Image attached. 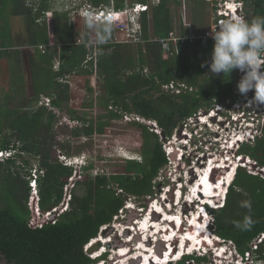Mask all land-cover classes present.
Masks as SVG:
<instances>
[{
    "label": "trees",
    "instance_id": "1",
    "mask_svg": "<svg viewBox=\"0 0 264 264\" xmlns=\"http://www.w3.org/2000/svg\"><path fill=\"white\" fill-rule=\"evenodd\" d=\"M88 1L93 7H101L109 0ZM171 1H153L150 12L140 13L143 43L109 42L105 32L107 24L92 21L94 31L87 33L84 40L92 36L99 42L103 36L104 42L89 47L76 43L78 33L73 23L61 21L60 17L66 18V13L54 11L50 19L36 22L37 16L50 8L47 1H41L33 17L35 28L26 41L38 45H34L35 52L28 57L31 69L28 77L34 86V94L39 95L51 88L56 94L49 97V107L60 108L62 102H70L72 96L76 99L72 91L74 86L91 93L89 81L94 75L100 92L98 103L107 108V113L92 121L74 112L72 120L80 121V125L71 130L72 135L91 137L95 133H106L113 121L127 116L130 118L124 121V126L140 137L141 151L139 159H125V166L130 170L128 173L88 174L76 179L67 208L56 216L53 223L46 222L38 227L31 220L28 205L31 172L36 170L39 208L46 211L60 203L63 187L74 169L56 161L57 152H62L59 148L63 145L54 131L53 111L44 104L4 109L0 95V151H10L8 157L0 158V199L4 203L0 207V256L7 264H94L96 260L84 251V247L102 232V227L111 224L127 198L133 197L135 203L146 207L149 198L155 196V178L169 161L162 149L165 138L198 113L208 112L219 104L228 108L232 105L239 80L237 70L229 76H213L206 66H201L210 60L213 43L200 39L193 44L180 45L177 52L172 50L169 53L157 42L150 41V36L164 37L175 30L176 23L179 25L177 31H187L180 24L178 7H175L177 22L173 23L168 5ZM194 1L201 3L202 7V2L206 3L204 0ZM244 1L248 8L247 19L264 16V0ZM109 2L115 10H122L137 3L148 5L150 1ZM9 40L8 44L0 43V55L6 54L8 59L11 55L6 48L14 43ZM170 82L175 85L184 83L186 87L179 85V92L162 87ZM81 100L80 103L84 101ZM92 101L90 99V105ZM147 121L154 123L159 132L154 131ZM160 133L162 141H159ZM237 154L264 167V125L251 139L239 144ZM20 168L25 170L24 176ZM245 202L250 207H244ZM209 213L212 218L209 228L214 234L224 242L230 241L239 254L251 253L252 264L264 260V236L260 238L264 235L262 176L238 166L223 206L209 209ZM245 216L251 218L252 224L248 230H241L235 225ZM258 238L260 240L256 242ZM97 247L98 243L90 250ZM187 258L178 264H187ZM191 258L196 262L206 261L205 256Z\"/></svg>",
    "mask_w": 264,
    "mask_h": 264
},
{
    "label": "rangeland",
    "instance_id": "2",
    "mask_svg": "<svg viewBox=\"0 0 264 264\" xmlns=\"http://www.w3.org/2000/svg\"><path fill=\"white\" fill-rule=\"evenodd\" d=\"M174 1L175 0H172L168 4L171 12L170 15L173 17V23L177 20L175 7H178L181 20L180 24H182L183 27H186L187 31L191 30L193 32H201L209 26L211 16L210 4H207V2L203 3L199 0L202 2V5L204 4L202 7L201 3H195L194 0H177V3ZM105 5L113 7L112 3L109 1ZM148 5V12H150L152 5L150 2H148ZM39 7L38 3H36L34 7H24V18L20 15L15 16L10 14L12 12H18L19 8H14V10L11 9V11H9L10 13L7 15H4L2 12L6 11V9L1 10L0 43L4 42V44H8L10 41L9 39H12V42H14L13 45H9L6 48L11 57L9 59H0V95L2 96L1 106L4 109L13 110L31 106L33 107L36 105L38 106L42 102L45 103V97L49 98L56 94L55 91L48 88L45 92L35 95L33 91L34 86L28 77V72L31 71L28 66L30 65L28 57L31 53L35 52L36 47L32 44L30 45L29 42L23 43L22 41L27 40L33 33L32 30L35 27L33 25L32 15H34L35 11L38 10ZM87 7H89V3H83V1H71L70 3L63 1L62 3L50 6L49 10L44 14L40 13L39 16H37L36 22L38 20L39 23H42L44 20L46 21L47 19H50V17L53 16L54 11H58L60 14L66 13V18L60 17L61 21L63 22L66 20L68 23L74 24L76 32L78 33L76 42L78 44L83 43L86 47H89L90 45L96 46L99 42L98 40L92 39V36L89 37L90 39L84 40L86 39L85 35L87 33H93L94 31L92 26H88L86 24V17L84 15L87 16L90 14L88 11L84 12V9H88ZM81 15L84 17L83 19ZM148 15H150V13ZM178 26V23H176L174 29L177 30ZM118 29V26L107 24L105 30L106 36L109 39L107 41L133 45V43L130 42L131 35L129 36L127 33L125 35V33L119 32ZM8 31L10 32L8 33ZM50 47L54 48V45ZM55 56H58V54L56 53ZM56 63L57 59L56 62L54 60V64ZM95 83L96 77L92 75L89 81V85L92 87V92L87 93L86 90L84 91V89L82 90L80 87H75L72 82L74 86L72 87V91L76 99L72 96V100L70 102H62L60 108L57 107L52 109L49 107V109L55 114L53 126L56 137L61 145H63L62 148H59L62 152H57L56 161L60 162L59 159H64L65 157L68 164H72L74 162V171L69 178V180L73 183L76 179L83 178V175L88 174L108 175L112 173H128L130 170L125 166V159L140 158L142 141L134 131L126 130V127L124 126V121H128L127 119L130 117H124L122 120L113 121L112 126L106 133L103 134L95 133L91 137H75L72 135L71 130L75 126L80 125V121L72 120L74 112L80 113V115H84L86 119H91L92 121H96L99 115L107 113V108L104 109L103 106L98 103L100 92L96 88ZM5 91L7 94L4 93ZM237 92L238 90L234 93L236 94ZM77 97H80V99H82L81 101L84 99V101L80 103V99L78 100ZM38 99H41V102H39ZM90 99L94 100L92 101V105L89 103ZM225 103H228V101ZM242 106L247 112L248 107L246 104L242 105L241 101H239L238 103L231 105L229 108L225 105H218L213 110H210V115L208 112L198 113L197 116L188 119L186 123L173 130L170 137L165 138L162 149L165 151L166 156H168L167 153H169L173 157L155 178V196L149 198L148 202H146V207H142L141 203H135L133 201V197L127 198L123 209L118 211L117 216L113 218L111 224L108 227L104 226L102 232H99L98 236L94 239V241H92L93 243H99L100 247L98 251H106V254L102 257L103 259L95 261L94 264L147 263L146 259L148 260L149 257L151 259L152 256L150 255H152L156 245L155 243L159 242L154 243V239L156 240L157 237H164L166 239L168 236L167 234L169 233L170 237H174L175 235L174 239L176 240H172V245L166 247V243L163 238L161 244L165 250L172 247L173 250H176L178 246L181 248V240L186 238L189 231L195 233L194 228L196 227V224L194 223V226L193 221L196 220L200 224H204L205 227L207 221L205 222L201 216L200 218H197L198 214L195 213L193 206L190 204L185 203L183 200L179 202L176 201V193H178V188L181 185H185V188H188L187 190H190L193 195L196 194L195 188H197L198 183L201 184L203 179H205V175L203 174L206 167L209 163L213 162L214 155L211 156V154H214L215 152L221 154L220 157H218L220 158V165L225 159L231 160L232 158L234 160L233 162H236V156L234 159L232 155L235 153L237 146L234 145L232 150L226 152L219 147L218 140L223 143L226 135H228L230 139H233L234 137L238 139L246 138L248 136L252 137V135L256 132V128L259 129L264 125V114L261 112L257 115L258 112H254L253 110L255 108L254 106L251 107L250 113H248L247 116L245 115L246 122L242 123L243 121L241 118L244 116L238 114V111L236 110L237 107L241 109ZM240 111L241 110H239V113H241ZM232 117H239V122L231 119ZM202 120L206 123H201ZM152 128L154 131H157V133L159 132L156 130V127L152 126ZM159 137V141H162L163 136L161 133L159 134ZM76 161L85 165L81 166L76 163ZM231 162L227 163L225 161L227 164ZM33 164L36 163L34 162ZM232 164H229V166ZM233 168L234 167H232V172L229 168L222 170L221 173L214 171L212 173L211 181L213 182L214 180L215 182V179H226L228 175L230 177L229 180H231ZM19 171L22 176L25 175L24 169L20 168ZM206 178L208 179V174ZM71 185L72 183H69V186ZM219 186H221L222 189L223 186L221 183H219ZM187 198L188 196L185 199ZM214 201H217V197ZM3 205L4 203L2 199H0V207ZM154 210L161 212V214L158 213L157 215V212H154ZM201 211L204 210L201 208ZM59 212L60 211L57 210L55 215ZM203 213L205 214V212ZM164 218H169L171 220L168 222ZM174 218H179L180 221L182 220L183 222H181L182 226L178 230H176L177 226L173 224L175 228L173 227L174 230L171 231V227L169 228V226H171L170 222H176L174 221ZM148 219L153 220V224L157 223L158 227L156 226L157 228L153 227L150 230L147 229L146 231H143L142 229L145 227L142 228V226L143 224H146L145 221H149ZM211 221L212 218L210 217L209 224ZM149 223L152 224L151 221ZM149 223L148 225H150ZM159 228L164 229L165 232L158 231L157 233ZM200 231H204V229ZM153 232H155V235ZM165 234L167 236H165ZM199 236V239H202L203 235L200 234ZM258 241L259 239L256 242ZM168 242H170V240H168L167 243ZM189 244L187 246L185 245L188 249L193 247L191 246L192 244L189 247ZM144 245H146V248ZM217 247L219 248L220 246L218 245ZM230 247H232V250L234 246L232 243L227 242L226 248L230 249ZM84 251H86V247H84ZM199 252L202 253V251ZM215 252L214 248L212 252L208 253L206 256L207 263L210 264L214 262ZM87 254L94 257L98 253L87 251ZM196 254L198 255L199 253L196 252ZM248 258H251V255L248 256ZM149 262L150 261L148 260V263ZM248 262H250V260ZM0 264H7L1 256ZM187 264L193 263L187 262ZM257 264H264V260H260Z\"/></svg>",
    "mask_w": 264,
    "mask_h": 264
},
{
    "label": "clouds",
    "instance_id": "3",
    "mask_svg": "<svg viewBox=\"0 0 264 264\" xmlns=\"http://www.w3.org/2000/svg\"><path fill=\"white\" fill-rule=\"evenodd\" d=\"M78 2H80V1H78ZM85 2L89 3L87 1H85ZM150 2L152 5L153 4L152 0H150ZM87 8H88L87 10L84 9V12L88 11L90 14L87 16L86 15H84V16L86 17V24L88 26H92V24H93L92 21H94L95 23H98V24L105 23V24L112 25V23L116 20L115 19L111 20V17L114 16V13H118L121 11V10H115L113 7H108V6L93 7L90 3H89V7H87ZM148 9H149V5H147V7L145 9L140 10L138 13H135L137 15L138 19H139L140 13L143 11H148ZM100 12H103L100 15L103 20L97 21L95 19L94 14H100ZM104 16L107 19L103 18ZM82 18H84V17L82 16ZM139 25H140V22H139ZM210 37L213 41L212 50L210 52V60L207 61L205 64H202L201 66L202 67L206 66L209 69V72L213 76H219L220 74H223V76L225 74H228V76H229L233 70H238L239 72L243 73V75L240 77V79L238 80V82L236 84L238 92L236 93V98L234 100H236L237 102L233 101V103H232V105H233V104H236L239 101H241L242 105L246 104V106L248 107L247 112H246V109H243V106L241 107V109L239 107H237V109H236L238 111L237 112L238 114H241L242 116H244L243 118H241V120L243 121L242 123L246 122V116L248 115V113H250V109L253 106L255 107L253 109L254 112L255 111L258 112L257 115H259L261 112H262V114H264V16H256V17H253L249 20V19H246L245 17H243L241 15H230L228 18L224 19L217 26H215L213 29H211ZM99 42L100 43L104 42L103 36H101L99 38ZM205 76H207V78H208L207 74H205ZM180 84L181 83H177L175 85L173 83L174 87L171 89L174 90V92H177L176 89L179 88ZM249 91H251V92H249ZM46 98H48V97H46ZM48 99L50 100V98H48ZM40 101H41V99L39 100V102ZM219 105H224V104H219ZM216 106H218V105H216ZM47 107H49V106H47ZM214 108H212L210 110H213ZM210 110L208 111V113L210 112ZM215 110H218V109H215ZM239 110H241L240 111L241 113H239ZM205 113H207V112H205ZM210 114L211 113H209V115ZM242 116H239V117H242ZM239 117H232L231 119H234V121H238ZM147 123H150L153 127H156V125L152 122L147 121ZM201 123H206V122L204 120H202ZM256 131H257V128H256ZM233 135H235V134H233ZM252 137H253V135H252ZM252 137L248 136L246 138H240V139L234 137L233 139H230V137H228V135H226L224 137L223 143H221L220 140H218L219 147H221V149L225 150L226 152H229V150H232V147L234 145L237 146V149H236L235 153L232 155V157H234V159L236 156V162H233L234 160L232 158H231V160L225 159L222 161L221 165L219 164L220 158H218V157H220L221 154H218L217 152H215L214 154H211V156L214 155V159H213V162L209 163L208 166L206 167V170L203 174V175H205V177H206V174H208V178H211L212 173L214 171L217 173H221V171L226 169V168L230 169L231 167H234L233 168V175H232L230 182L225 185L221 194L219 196H216L217 201L214 205H212L210 203L203 202V200H201V199H203L205 197L201 198L200 196L193 195L190 190H187L185 188L186 187L185 185H181L178 188V193H176L177 194L176 195V201L179 202V201L183 200L185 203L190 204L191 206H193L195 213L198 214L197 218H200V216H201L205 220V222L207 221L206 225L204 227V231H199V234L197 235V236H199L200 234L203 235L202 242L199 244L197 243L196 247H192L189 249L187 247H185V245L183 246V248H180L178 246V248H180V249L177 248L176 250H173V247H172V250H171L172 253L175 252V254H177V252H180L179 257L176 260L171 259L165 263L153 262L152 264H168V263L178 264L185 257H188L186 259V263L188 262V263H193V264H196V263L197 264H209V263H207V260L206 261L202 260L200 262L195 263V260L191 257H195V256L196 257H204V256L206 257L208 255V253L212 252V250L214 248L216 251L214 254L215 260L213 263H210V264H252V262H253L252 257L248 258V256L251 255V253L241 255L235 250L234 247L232 250H231L232 247H230V249H227L226 248L227 242H224L221 238H219L216 234H214L209 228L210 227L209 219L211 217V215L209 213V209H215V208H219V207L223 206L228 186L233 179L236 168L238 166L246 167L247 170H249V169L256 170V169L262 168V167L257 166L256 162L252 161L249 157L237 154L239 144L242 143L243 141L247 140V139H251ZM237 141H238V143H237ZM227 143H229V144H227ZM9 154H10V151H0V158H2L4 156L8 157ZM167 154H168V156H170L169 161H171L170 159H172L173 156L170 155L169 153H167ZM225 161L227 163L232 161L231 163H229V164L233 163L232 166H229V164H226ZM76 163L80 164L81 166L85 165V164H83L81 162L79 163L77 161H76ZM68 166H71L74 168V166H75L74 162L72 164L71 163L68 164ZM35 173H36V170H33L31 172V178L29 179V187H30L29 195L32 191V186H33L34 191H36V194H38L37 187H36V175H35ZM223 179L224 178L219 179V180L215 179V182L213 180V182H214L213 185L217 184L218 182H221ZM187 196H188V198L185 199ZM201 196H202V192H201ZM69 199L67 201L63 202V198H62L60 203L56 206H62L65 203L66 204L65 208H64V210H65L68 206ZM243 206L244 207H250V205L247 202H245L243 204ZM201 208L204 211H201ZM191 212H192V210H191ZM203 212H206V215ZM158 213L161 214V212H159V211H158ZM181 222H183V221L181 220ZM251 224H252L251 218L249 216H245L241 221H238L235 226L241 230H248L250 228ZM143 226H144V224H143ZM143 226H142V228H143ZM181 226H182V223L177 225L176 230L180 229ZM142 230L145 231L144 228ZM207 235L211 236L210 241L205 240V236H207ZM94 239H91V241L89 243H87L85 245V247H86V251H90L92 253H96V252L98 253V254H96V256L92 257L93 259H95L97 261V260L103 259L102 257L106 254V251H102V250L98 251L99 247H100L99 243H98V247L96 249L90 250V248L94 244H97V243L92 242V241H94ZM155 242H156V240L154 239V243ZM228 242H230V241H228ZM222 244H225V245H222ZM216 245L217 246L219 245L220 247L218 248ZM199 251H202V253H200ZM196 252L199 254L197 255ZM149 259H150V257L148 258V260ZM148 260L146 259L147 264H149ZM151 260L153 261L152 257H151ZM249 260L251 263L248 262Z\"/></svg>",
    "mask_w": 264,
    "mask_h": 264
},
{
    "label": "built area",
    "instance_id": "4",
    "mask_svg": "<svg viewBox=\"0 0 264 264\" xmlns=\"http://www.w3.org/2000/svg\"><path fill=\"white\" fill-rule=\"evenodd\" d=\"M157 1V0H152ZM208 4H210L211 8V16H210V23L209 26L204 29L202 32H193L191 30H188L186 32H179L177 30L170 31L166 36L164 37H151L150 41H155L158 43L159 46L165 51H169V53H172V50L177 52L178 47L193 44L195 41L203 39L210 41L213 43L211 37H210V31L215 26H217L221 21L228 18L230 15H241L247 19V3L244 0H205ZM147 7V4H136L133 8H124L118 13H114V16L111 17L112 19H115L112 23L113 26H118V31L126 33L130 37V42L133 44L136 43H143L140 36V25H139V19L135 13H138L140 10H143ZM103 12H100V14H94L95 19L97 21H102V17L100 16ZM109 15V14H108ZM91 16V15H90ZM107 19L105 16L103 17ZM117 29V28H116ZM200 33V34H199ZM129 41V40H128ZM88 46V45H87ZM237 74L240 77L243 75V73L239 72L237 70ZM181 87H186L184 83L180 84ZM166 90L171 89L174 87L173 83L170 82L169 84H166L163 86ZM177 92L180 91L179 88L176 89ZM251 92V91H249ZM248 92V93H249ZM46 98V97H45ZM41 102V101H40ZM44 102L40 103L43 104ZM44 105L49 106V99H45ZM127 118V116H125ZM136 120H139V118H135ZM64 157V156H63ZM60 162L63 165L68 164L66 162V159H59ZM69 162V160H68ZM249 172L252 174H259L264 178V167L259 169H249ZM69 183H72L71 186H69ZM73 182L68 179V182L63 187V202L67 201L70 198V191L73 187ZM29 209L31 211V220L33 221V224H35L38 227H41L46 222H54V219L56 218V215L60 214L65 208V203L62 206H56L52 207L49 210L42 211L39 208L38 205V194H36V191H34L32 186V191L29 195V201H28ZM60 211L58 214L55 215L56 211ZM264 235H260V238H262ZM260 238H258L260 240ZM257 239V240H258Z\"/></svg>",
    "mask_w": 264,
    "mask_h": 264
},
{
    "label": "bare ground",
    "instance_id": "5",
    "mask_svg": "<svg viewBox=\"0 0 264 264\" xmlns=\"http://www.w3.org/2000/svg\"><path fill=\"white\" fill-rule=\"evenodd\" d=\"M223 159V158H222ZM227 164V163H226ZM232 166V165H231ZM231 169V172H232V167L230 168ZM201 174V173H200ZM202 175V174H201ZM206 176H207V174H206ZM205 177V176H204ZM191 178V177H190ZM232 178V177H231ZM203 179V178H202ZM230 179V177H229V175L226 177V179L224 178L221 182H218L217 184H215V185H213V183L214 182H212L211 181V178H206L205 177V179H203V181H202V183L200 184V183H198V186H197V188H195V196H200L201 198L202 197H205V198H203V199H201V200H203V202H205V203H212V204H214V203H216L215 201H214V199L216 198V196H219L220 194H221V192L223 191V188L225 187V185L227 184V183H229V180ZM194 181V180H193ZM219 183H221L222 184V189H221V186H219ZM189 184V183H188ZM202 187H203V190H202ZM188 189V188H187ZM221 189V190H220ZM202 192V196H201V192ZM213 201V202H212ZM154 212H156V210H154ZM163 213L165 214V212L163 211ZM157 215H158V212L156 213ZM205 215H206V212H205ZM160 216V215H159ZM149 218V217H148ZM164 219H166L168 222L171 220V219H169V218H164ZM175 219V218H174ZM149 220V219H148ZM151 221V223L152 222H154L153 220H150ZM150 221H145V223L146 224H144V226L143 227H145L144 229H145V231L148 229V230H150V229H152L153 227H156L158 224L157 223H152V224H150V225H148V223L150 222ZM174 221H176L175 222V224L174 223H171L170 222V225L171 226H169V228H170V230L171 231H173L174 230V228H175V226H177V225H179L180 223H181V221H180V219L178 218V219H175ZM164 223V222H163ZM194 223L196 224V227L194 228L195 229V233H192L191 231H189L188 232V234H187V236H186V238H183V240H181V248H183V246L184 245H188L189 244V242H190V244H189V247H190V245L191 246H193V247H196L197 245V243L199 244V243H201L202 242V239H199V236H197L198 234H199V231L200 230H202V229H204V224L202 225V224H200L198 221H193V225H194ZM175 226H174V225ZM192 224V223H191ZM167 225H169V224H167ZM166 226V225H165ZM195 226V225H194ZM158 227V226H157ZM156 227V228H157ZM174 227V228H173ZM193 229V230H194ZM190 230V229H189ZM158 231L159 232H162V231H164L165 232V230L164 229H161V228H159L158 230H157V233H158ZM194 232V231H193ZM154 233V235H155V232H153ZM192 233V234H191ZM152 234V233H151ZM195 234V235H194ZM168 235V236H167ZM165 234V236H167V238L165 239L164 237H162L164 240H165V243H166V247L167 246H170V245H172V240L175 238V235H174V237H170V233L169 234ZM160 236V235H159ZM203 237V236H202ZM162 238H160V237H157V241L156 242H158V241H162ZM210 239H211V236H209V235H207V236H205V240L206 241H210ZM168 240H170V242H168L167 243V241ZM174 240H176V239H174ZM197 240H198V242H197ZM144 247L146 248V245H144ZM157 247H162V244H161V242L159 243V246H157ZM180 249V248H179ZM185 249V248H184ZM153 250V249H152ZM172 248H167V250H165L164 249V247H163V249H162V256L161 257H159L157 254L158 253H156V251L154 252H152V255H150V256H152V258H153V261L151 260V259H149V264H152L153 262H158V263H165V262H167L168 260H176L178 257H179V255H180V252H177V254H175V252L174 253H172ZM171 251V252H170ZM175 254V255H174ZM140 258V257H139ZM161 259V260H160ZM130 264V263H129ZM143 264H147V263H143Z\"/></svg>",
    "mask_w": 264,
    "mask_h": 264
},
{
    "label": "crops",
    "instance_id": "6",
    "mask_svg": "<svg viewBox=\"0 0 264 264\" xmlns=\"http://www.w3.org/2000/svg\"><path fill=\"white\" fill-rule=\"evenodd\" d=\"M41 1L42 0H0V13H1V10L6 9V11H2V12L4 15H7L8 13H10L9 11H11V9L14 10V8H19L18 12H12L10 14L15 15V16L20 15L21 17L24 18L25 17L24 16L25 15L24 14L25 13L24 7H26V8L34 7V5L36 3H38V5L40 6ZM45 1H47L49 7L56 5L57 3H62L63 1L69 2V3L71 1H73V2H78V1L85 2V1H87V2H89L88 0H45ZM147 1H150V0H147ZM34 16H35V13H34V15H32V19ZM3 32H6V31H3ZM9 32L10 31H8V33Z\"/></svg>",
    "mask_w": 264,
    "mask_h": 264
},
{
    "label": "water",
    "instance_id": "7",
    "mask_svg": "<svg viewBox=\"0 0 264 264\" xmlns=\"http://www.w3.org/2000/svg\"><path fill=\"white\" fill-rule=\"evenodd\" d=\"M160 242H162V241H159L158 243H160ZM158 243H156V245H155V247H154V251H156V253H158L157 255L159 256V257H161L162 256V249H163V247H160V248H158L157 246H159V244Z\"/></svg>",
    "mask_w": 264,
    "mask_h": 264
},
{
    "label": "flooded vegetation",
    "instance_id": "8",
    "mask_svg": "<svg viewBox=\"0 0 264 264\" xmlns=\"http://www.w3.org/2000/svg\"><path fill=\"white\" fill-rule=\"evenodd\" d=\"M28 40H29V39H28ZM19 41H22V40H19ZM26 41H27V40H24V41H22V42L24 43V42H26ZM17 43H19V42H17ZM30 45H31V43H30ZM34 45L37 46V44H33V46H34ZM44 46L46 47V45H44ZM1 58H3V59L7 58V59H8V57H7L6 54H1V55H0V59H1Z\"/></svg>",
    "mask_w": 264,
    "mask_h": 264
}]
</instances>
